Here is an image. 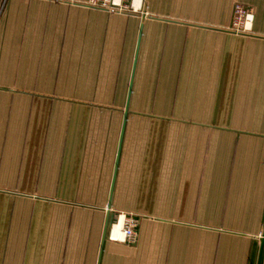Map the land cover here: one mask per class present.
Returning <instances> with one entry per match:
<instances>
[{
  "label": "crops",
  "instance_id": "1",
  "mask_svg": "<svg viewBox=\"0 0 264 264\" xmlns=\"http://www.w3.org/2000/svg\"><path fill=\"white\" fill-rule=\"evenodd\" d=\"M85 1L0 0V264H264V0Z\"/></svg>",
  "mask_w": 264,
  "mask_h": 264
},
{
  "label": "built area",
  "instance_id": "2",
  "mask_svg": "<svg viewBox=\"0 0 264 264\" xmlns=\"http://www.w3.org/2000/svg\"><path fill=\"white\" fill-rule=\"evenodd\" d=\"M84 4L89 9L101 10L110 14L138 13L140 11V15H147L146 11L142 9L144 0H86ZM233 7L231 27L237 32L249 33L253 19L251 11L238 4ZM135 227V220L125 214H119L116 220L110 223L109 239L114 242L133 243L136 238Z\"/></svg>",
  "mask_w": 264,
  "mask_h": 264
},
{
  "label": "rangeland",
  "instance_id": "3",
  "mask_svg": "<svg viewBox=\"0 0 264 264\" xmlns=\"http://www.w3.org/2000/svg\"><path fill=\"white\" fill-rule=\"evenodd\" d=\"M239 5V4H238ZM142 9H143V11H146V9H145V0H144V7H142ZM147 13V12H146ZM130 14H139L140 15V11L138 12V13H133V12H131V13H127L126 15H130ZM125 15V14H124ZM231 24V23H230ZM232 25V24H231ZM237 33H245V32H237ZM128 217H131V216H128ZM132 218V217H131ZM109 226H110V224H108V226H107V230L109 229ZM108 235H109V233H108Z\"/></svg>",
  "mask_w": 264,
  "mask_h": 264
},
{
  "label": "water",
  "instance_id": "4",
  "mask_svg": "<svg viewBox=\"0 0 264 264\" xmlns=\"http://www.w3.org/2000/svg\"><path fill=\"white\" fill-rule=\"evenodd\" d=\"M108 221V220H107ZM106 225H107V222H106ZM106 225H105V228H106ZM105 228H104V230H105ZM105 232H106V230H105ZM105 236V235H104ZM263 238H264V235H263ZM261 242H263V240L261 241ZM263 246V245H262Z\"/></svg>",
  "mask_w": 264,
  "mask_h": 264
}]
</instances>
